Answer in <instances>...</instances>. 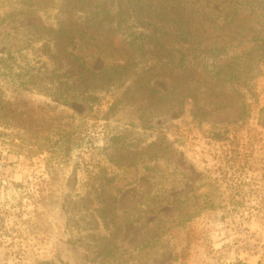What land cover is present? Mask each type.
<instances>
[{"label":"rangeland","instance_id":"rangeland-1","mask_svg":"<svg viewBox=\"0 0 264 264\" xmlns=\"http://www.w3.org/2000/svg\"><path fill=\"white\" fill-rule=\"evenodd\" d=\"M226 2L232 0H205L213 8ZM13 7L0 4V55L11 51L17 67H39L40 44L33 37L38 20ZM40 16L48 25L58 18L50 9ZM116 47L98 38L93 46L75 43L69 51L100 72L127 62L128 53ZM246 84L244 111L217 110L204 92L196 101L199 113L191 101L152 110L151 125L168 145L160 162L165 171L149 170L151 161L144 159L137 183L119 196L120 254L111 264H264V65ZM175 85L166 76L151 84L161 97ZM6 90L14 108L28 111L43 135L66 129L72 136L69 155L57 147L51 154L28 149L33 145L22 131L0 127V264H100L83 248L87 208L79 200L98 167L112 170L106 151L117 124L105 120L108 102L99 109L68 106L43 89L12 84ZM141 135L144 141L160 134ZM182 211L197 216L190 220Z\"/></svg>","mask_w":264,"mask_h":264},{"label":"trees","instance_id":"trees-1","mask_svg":"<svg viewBox=\"0 0 264 264\" xmlns=\"http://www.w3.org/2000/svg\"><path fill=\"white\" fill-rule=\"evenodd\" d=\"M4 1L15 3L12 11L17 14L37 18L40 27L33 37L40 44L41 66L28 62L17 67L14 53L0 55V127L22 131L33 145L28 149L53 154L57 147L67 155L71 152L72 133L65 129L45 136L28 111L14 108L5 94L12 84L43 89L52 101L68 106L99 109L108 102L105 120L117 124L106 151L112 170L98 167L89 192L79 200L87 208L83 248L90 257L99 256L100 264H111L120 254L119 196L137 183L138 165L144 159L151 161L149 170L165 171L160 162L168 145L151 125L156 117L152 110L171 101H191L194 113H199L196 101L204 92L217 110L244 111L246 81L264 65V0H232L219 8L205 0H0V4ZM49 9L57 12L55 25L40 16ZM130 28L136 33L125 38L122 34ZM98 38L116 43V51L124 49L127 62L96 72L69 51L75 43L93 46ZM161 76L176 83L164 97L151 86ZM141 132L160 135L143 141ZM185 215L190 220L197 216Z\"/></svg>","mask_w":264,"mask_h":264}]
</instances>
